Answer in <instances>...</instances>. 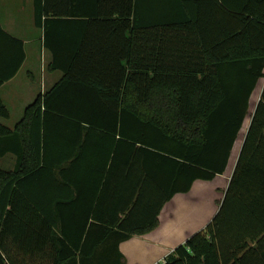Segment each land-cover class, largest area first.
<instances>
[{"label": "trees", "instance_id": "1", "mask_svg": "<svg viewBox=\"0 0 264 264\" xmlns=\"http://www.w3.org/2000/svg\"><path fill=\"white\" fill-rule=\"evenodd\" d=\"M65 1L34 3L62 77L0 123V157L17 158L0 171V264H125L121 244L175 195L225 174L249 115L220 213L161 264H264V0ZM233 192L260 218L227 239Z\"/></svg>", "mask_w": 264, "mask_h": 264}, {"label": "crops", "instance_id": "2", "mask_svg": "<svg viewBox=\"0 0 264 264\" xmlns=\"http://www.w3.org/2000/svg\"><path fill=\"white\" fill-rule=\"evenodd\" d=\"M34 3L35 0H0V28L2 29L0 30V83L2 84L0 97L4 101L7 98L14 106L13 109L9 108L10 119L3 120V122L1 120L0 123L11 129L21 120L26 107L40 93L44 94L51 89L62 77L61 71L48 70L51 53L46 49L48 54L45 63L41 62V66L38 64L37 50L34 45L40 41L44 48L43 31L35 24ZM16 40L23 42L24 52ZM22 58L23 61H21ZM35 68L39 69L38 75L34 74ZM55 74H59V76ZM18 102H22V105L16 112V103ZM248 119L250 122H246ZM246 120L225 174L218 175L212 181L198 180L188 193L175 195L162 210L159 217L160 225L147 235L134 236L148 237L139 244V248L145 250V254L140 260L132 261L129 255L124 252L123 249L129 240L121 244L120 249L126 257L125 264H161L175 248L184 244L189 237L204 230L214 221L228 195L250 127L251 116H248ZM9 155L11 154L0 157V159H5ZM245 204L244 199L241 201L239 196H236L234 192L231 193L229 206L221 216L227 239H230L233 233L242 228L244 230L255 225L260 218L258 215V219H256V214H252ZM181 210L182 216H180ZM250 245L256 247L257 241L251 242Z\"/></svg>", "mask_w": 264, "mask_h": 264}, {"label": "rangeland", "instance_id": "3", "mask_svg": "<svg viewBox=\"0 0 264 264\" xmlns=\"http://www.w3.org/2000/svg\"><path fill=\"white\" fill-rule=\"evenodd\" d=\"M34 46L36 47V50H37L36 57L38 58V62H39L38 64H40V66H41V62L45 63V61H46L45 59H46L48 53H47V51L44 48H42V45H41L40 41L38 43H36ZM35 69H34V74L38 75L39 69H37V68H35ZM44 72H45V69H44ZM55 75L59 76V74H55ZM263 84H264V80L261 81V83L259 84V86L257 88L256 93L254 94L255 96H253V98H252V108H251V111H250L251 114L253 113V111H254V109L256 107V104H257V102H258V100L260 98L259 94L261 92ZM37 87L40 88V86H37ZM4 102H5L7 107L9 106L8 109L9 108L13 109L14 106H13V104H12V102L10 100H8L6 98V100ZM21 105H22V102L16 103V112L19 111ZM249 119L246 120V122H250ZM1 120L3 122V119H0V121ZM16 165H17L16 155L11 154L5 159H0V171L1 170H4V171L13 170L16 167ZM180 216H182V210L180 212ZM146 239H148V237H143V238H141V237L140 238L139 237H133L128 242H126L127 246H125L123 250H124L125 253H127L129 255V257L131 258L132 261L136 260V259L140 260L143 257V255L145 254V250L142 249V248H139V244L142 241H145ZM146 264H148V263H146Z\"/></svg>", "mask_w": 264, "mask_h": 264}, {"label": "water", "instance_id": "4", "mask_svg": "<svg viewBox=\"0 0 264 264\" xmlns=\"http://www.w3.org/2000/svg\"><path fill=\"white\" fill-rule=\"evenodd\" d=\"M250 116V115H249Z\"/></svg>", "mask_w": 264, "mask_h": 264}]
</instances>
